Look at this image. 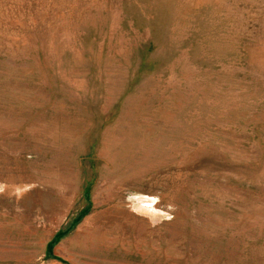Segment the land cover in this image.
<instances>
[{
    "label": "rangeland",
    "instance_id": "obj_1",
    "mask_svg": "<svg viewBox=\"0 0 264 264\" xmlns=\"http://www.w3.org/2000/svg\"><path fill=\"white\" fill-rule=\"evenodd\" d=\"M0 264H264V0H0Z\"/></svg>",
    "mask_w": 264,
    "mask_h": 264
}]
</instances>
